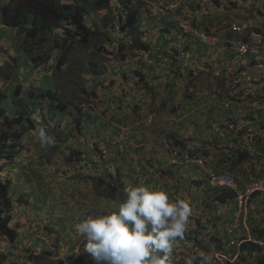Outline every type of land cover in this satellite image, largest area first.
<instances>
[{
	"label": "rangeland",
	"instance_id": "obj_1",
	"mask_svg": "<svg viewBox=\"0 0 264 264\" xmlns=\"http://www.w3.org/2000/svg\"><path fill=\"white\" fill-rule=\"evenodd\" d=\"M133 1L140 6V28L143 30L135 36L150 43L153 51L149 54L148 51L128 50L124 60H120L115 50L113 54L97 51L103 41L93 40L89 46L76 47L68 62L59 70L53 67L55 60L29 70L26 64H18L22 52L19 42L23 35L0 22V71L2 75H8L6 83H2L0 78V85H3L1 90H9L6 93L10 95L18 84L20 88L29 87L38 93L46 89L44 81L47 80L57 90L64 91L70 103L65 111H57L55 119L47 123L50 127L59 126L67 133L66 137H61L59 141L55 139L54 146L41 147L37 140L38 126L25 132L14 164L7 166L0 174L2 181L10 179L15 191L11 195V225H17L20 241L19 245L14 246L2 239L0 242L4 244L0 248L16 264H58V258L66 259L70 254L75 264H93L84 252L86 240L76 232V224L89 216L108 215L115 211L118 203L124 199L123 187L140 185L143 179L150 178L153 181L145 186L166 191L173 201L185 196L184 200L192 208L188 228L174 249L173 264H185L189 257H197L194 264H200L201 252L211 255L213 264H256L247 256L240 260L239 253L233 254L230 249V254L224 253L223 246L219 249L217 241L220 236L223 237V230L235 220L239 224L241 239H252L259 234V230L262 232L258 238L263 243L264 252V206L261 199L251 198L239 212L238 207L224 202L227 192L211 189V186L217 185L207 180H202L187 191L182 182L179 184L160 170H167L170 163L175 161L170 159L167 151L160 150L157 142L167 141V135L173 128L182 137L187 134L200 137L207 114L201 109L212 107V116L217 123H212L211 132L222 148L223 154L219 156L225 158L222 168L218 170L230 172L237 182L253 177L264 181V128L260 126L264 119V0ZM6 3V0H0V9ZM176 11L191 25L193 23L206 31L207 35L218 34L231 23L244 25L246 28L242 37L248 43L258 45L261 52L255 57L242 56L233 52L229 45L203 47L192 40H189L190 47L185 49V37L171 27L167 34L178 38L174 43L178 59L168 60L160 53L162 46L152 43L151 39L164 35V24H169L171 19L175 21L178 15ZM105 12L95 10L88 23L94 29H99ZM205 15L208 18L203 21ZM219 19L222 22L217 26ZM111 37L117 41L120 34L113 32ZM175 46L167 49L174 52ZM104 47L108 50L113 48L109 42ZM157 55L158 58L154 60L160 64L155 66L156 70L161 67L170 74L169 67L177 70L176 75L172 74L167 80L174 82L178 79L179 82L172 84L168 81L167 85L177 89L178 93L173 88L167 91V87L164 92H160L161 89L158 91L161 86H167V80L163 82L164 73L154 71L161 79L157 78L154 87L157 90L150 99L145 94L146 90L136 86L131 73L140 69L146 71L149 58ZM13 57L17 58L15 68L12 66ZM94 65L103 68L101 75H92ZM182 68L190 69L192 73L189 75L186 72L185 77ZM191 68L198 72L194 73ZM193 80L194 87L185 90L186 95L182 96L185 84ZM8 95L5 102H9ZM18 95L21 101L16 104L17 109L33 111L32 116L37 119L46 114L44 100L34 108L25 103L24 91ZM173 96L184 98L182 102L180 100L183 107L171 113L174 106H170V112H166L163 101ZM226 109L232 114H226L229 117L225 116L223 120ZM234 140L237 144L241 141L249 153L258 151L260 159H246L242 163H235L234 169H231L232 160L226 158L238 146ZM137 148H140L138 152ZM69 149L73 151L72 154ZM74 151L77 153L74 154ZM214 155L209 153L203 161L215 167ZM193 162L196 163V160ZM195 169H191L190 165L184 166L183 174L191 172L193 179L200 181L204 176ZM116 175L120 176L119 181ZM114 183L119 186V183L123 184L120 193H108L109 190H106ZM20 192H24V196L19 197ZM62 195L66 198L64 202L60 200L59 204V196ZM3 201L0 197V208ZM62 211L70 214L63 217L65 225L60 227L58 217ZM35 239L40 241L36 251L46 246L54 254L31 261L26 257L24 247L32 246ZM212 248L216 251L212 252ZM225 248L230 246L225 245Z\"/></svg>",
	"mask_w": 264,
	"mask_h": 264
},
{
	"label": "trees",
	"instance_id": "obj_2",
	"mask_svg": "<svg viewBox=\"0 0 264 264\" xmlns=\"http://www.w3.org/2000/svg\"><path fill=\"white\" fill-rule=\"evenodd\" d=\"M7 3L3 5L0 9V22L5 24L7 27L15 28L16 32L23 35V39L19 42V47L22 48V52L20 53L21 60L18 64H26L28 69L38 68L42 64H49L51 61H54V69L59 70L63 65L68 62V58L72 51L76 47L79 46H89L90 42L93 40L99 41L102 40L103 43L97 47V51L102 52L105 51L108 54H113L115 50L119 55L120 60H124L126 57V53L128 50H140V51H152L151 44L147 41L139 40L135 35L138 34V31L143 32L140 28L142 14L140 10V6L135 4L133 0H6ZM95 10H105L106 12L103 14L101 19V25L99 29H94L91 23H88L90 19L91 13ZM217 18V17H216ZM164 34L170 33L171 27H174L173 22L170 20L169 24H164ZM230 25V24H229ZM228 25V26H229ZM192 26L196 27L195 25ZM113 32L120 34V39L115 41L113 37ZM246 40V38H244ZM115 41V42H114ZM109 42L110 46H113L112 49H105V43ZM190 47L189 37H185V49ZM109 48V47H108ZM177 47L174 48L173 51H160L161 55H164L168 60H177L178 53L176 52ZM56 53L55 56L53 54ZM150 54V53H149ZM54 59L52 60V58ZM156 57L149 58V63L146 65V71L133 70V80L136 83V86H141L144 90H146L145 94L149 96L150 99L156 93L154 87H156L158 73L154 71L164 72L163 82H165L172 74L176 75L177 70L173 71L172 67H169L171 74L168 70H162L161 67L159 70L155 69V66L160 64L158 60H154ZM13 68L17 62V58L13 57ZM150 66V67H149ZM93 76H98L103 72V68H98L96 65L91 70ZM150 72V74H148ZM189 71L187 74H191ZM0 78L2 79V83H6L5 81L8 79V75L1 73ZM174 78V77H172ZM171 80V79H170ZM169 81V80H168ZM173 84V82H172ZM44 85L46 89H42L41 92L35 93L33 89L27 87L24 89L18 87V84L14 87V90L8 95L9 90L3 91L1 90L2 84L0 85V174L4 171V169L14 164L15 155L17 154L20 148V142L22 136L25 132L31 131L34 128L38 129L44 127L47 131L55 137L56 140L62 137H66V132L59 128V126L53 125V127L47 126L48 122H51L55 119V113L57 111H65L68 107L69 100L67 94L62 90H57L54 84H51L47 80L44 81ZM167 85V84H166ZM186 89L184 87L183 95H186L185 90L192 89L191 81L185 84ZM170 88L167 86H161L158 88V91L161 89V92H164V88ZM174 92L178 93L177 89L173 88ZM26 95L25 103L33 106L34 108L39 106V102L44 100L46 102V114L37 119L32 116L33 111L27 112L26 109H17L16 104H18L20 100L19 92H23ZM9 96V102H5V97ZM33 96H36L35 99H32ZM229 96V95H228ZM38 98V100H37ZM182 99L178 97L176 99L175 96L171 97L169 100L163 102V105L166 106L170 103L174 106L173 113H176L177 108L183 107L181 105ZM181 100V102H179ZM167 102V103H166ZM227 110V109H226ZM223 111L224 118L231 116L232 112L227 110ZM202 112H206V121L204 124V128L200 130V137L193 135H185L182 137L179 133H177L176 129H171L170 133L167 135V141L157 142V144L161 147L160 150H165L170 155V159L173 161L170 163L171 165L166 168L167 170H162L166 175L171 177L172 180H176L179 184H183V188L187 191L189 188L194 187L195 185L202 182L205 176L203 174L202 168L197 163H194V160L202 159L205 160L204 157L209 155V153H215V161L214 168L218 170V168H222V162H225V158H222L223 152L217 142V137L211 132L212 123L216 124L217 121L214 120L212 116V107H206L201 109ZM228 114L229 116H226ZM226 116V117H225ZM261 128H264V119L260 122ZM206 130H209L207 133ZM244 131V129L242 130ZM247 132V131H246ZM238 140V139H237ZM235 141L237 146L234 151H232V155L226 158L231 162V169H234L235 163L239 164L245 161L246 159L256 157L260 159V154L258 151H253V153H249L250 151L247 148H243L241 141ZM241 145V146H240ZM140 149V148H139ZM137 148L136 151L138 152ZM207 149V150H205ZM70 153L73 151L71 149ZM101 152V151H100ZM77 151H74L76 154ZM162 153V152H161ZM259 154V155H258ZM222 158V159H221ZM207 163V161H205ZM193 163V164H192ZM191 169L194 167L196 171H199L203 174L204 178L199 180L193 179L192 173L189 172L188 175L186 173L183 174V167L188 166ZM192 165H194L192 167ZM207 165L212 166L211 163ZM164 168V167H161ZM159 169V168H158ZM230 173V172H229ZM231 174V173H230ZM52 175V173H50ZM49 175V176H50ZM145 177V176H144ZM117 181L120 180V176L116 175ZM260 179L258 177L248 178L243 180L242 182H235L238 186H241L244 181H251ZM153 180L143 179V185L151 183ZM111 184L109 186L110 192H118L122 189L123 184L119 183ZM211 186V185H209ZM181 187V186H180ZM182 188V187H181ZM211 189L217 188L218 191L227 192L224 199V202L228 203V205L236 206V192L224 186H211ZM125 189V187H123ZM153 189H156L153 187ZM158 189V188H157ZM183 189V190H184ZM182 192V191H181ZM186 192V191H185ZM183 193V192H182ZM15 194L13 191L10 179H6L2 181L0 176V197L4 199L3 204L0 208V240H5L7 243L17 246L18 242V231L17 225L12 224V209H11V195ZM24 192L19 193V197L24 196ZM170 197V196H169ZM62 198V199H60ZM66 196H59V204L60 200L64 202ZM185 196L182 197L184 199ZM253 198H260L261 203L264 206V193L260 191H256L248 196V200ZM217 200L216 198H214ZM237 207V206H236ZM44 209V208H43ZM51 212V209H50ZM47 214V213H46ZM70 212L62 211L59 214V221L62 225L63 217H69ZM258 235H254L252 239L257 242H253L251 240H245L239 243L238 246L232 245L230 248H225L227 246V237L225 229L223 230V237L218 238L219 249H222L226 254L239 253L240 260L245 258L246 256L251 260H255L256 264H264V252L261 244L262 241L258 237L262 236V232L259 230ZM216 234V232H215ZM218 235V233L216 234ZM57 240V237H55ZM40 243L39 240L35 239L33 241V245H27L24 247L26 257H29L31 261L35 262L37 258H42L44 256L50 257L54 253L50 248H42L41 251H36V247ZM4 242H0V246H2ZM237 247V251L235 250ZM58 248V244L56 246ZM230 249V252L228 251ZM214 252V248L211 249ZM216 251V250H215ZM56 262V261H54ZM58 264H75L72 255L66 257H60L57 259ZM0 264H16L10 258V255L3 251L0 248ZM22 264H28L24 262Z\"/></svg>",
	"mask_w": 264,
	"mask_h": 264
},
{
	"label": "clouds",
	"instance_id": "obj_3",
	"mask_svg": "<svg viewBox=\"0 0 264 264\" xmlns=\"http://www.w3.org/2000/svg\"><path fill=\"white\" fill-rule=\"evenodd\" d=\"M171 21L177 29L175 21ZM191 27L207 35L200 28ZM36 131L41 147L55 145V137L46 128ZM191 214L187 200H170L166 191L140 184L124 189V199L115 211L89 216L76 224L75 230L85 238L84 252L93 264H173L174 249L184 237ZM196 259L189 257L185 264H194ZM199 260L200 264H213V257L204 252Z\"/></svg>",
	"mask_w": 264,
	"mask_h": 264
},
{
	"label": "built area",
	"instance_id": "obj_4",
	"mask_svg": "<svg viewBox=\"0 0 264 264\" xmlns=\"http://www.w3.org/2000/svg\"><path fill=\"white\" fill-rule=\"evenodd\" d=\"M175 23L181 35L184 37L188 36L191 40H197L207 47L215 44L229 45L231 50L237 55H249L251 57L258 56L261 52L258 45L250 44L242 37L241 34L245 31L246 26L239 25V23H231L225 30L211 36L198 33L182 15L178 14L175 16ZM196 163L202 168L203 174L209 183L231 188L236 192V206L239 212L245 208L250 194L256 191L264 193V181L261 179L247 180L244 181L241 186H238L234 176L229 172L216 170L214 167L207 165L202 159L196 160ZM225 232L228 237V246L235 245L244 240H249L240 238L239 224L235 220L225 229Z\"/></svg>",
	"mask_w": 264,
	"mask_h": 264
},
{
	"label": "crops",
	"instance_id": "obj_5",
	"mask_svg": "<svg viewBox=\"0 0 264 264\" xmlns=\"http://www.w3.org/2000/svg\"><path fill=\"white\" fill-rule=\"evenodd\" d=\"M238 9H239V7H238ZM207 18H208V16L206 17V15L204 16V19H203V21H206L207 20ZM221 19H219V21L217 22V26L219 25V23L220 22H222V20L220 21ZM177 39L178 38H172V37H170V34H164L163 36H160V37H156V36H154L153 37V39H151L152 40V43H157V45H161L162 46V49L163 50H165V51H169V49H167V48H171V47H173V46H175V42L177 41ZM160 42L162 43V44H160ZM176 47V46H175ZM153 51V50H152ZM151 51V52H152ZM151 52H149V53H151ZM191 70L194 72V73H196V72H198V70H196V69H192L191 68ZM181 71L183 72V75L186 77V72H189L190 71V69H187V68H182L181 69ZM164 73V72H163ZM190 75V74H189ZM192 77L190 76V79H191ZM187 80V79H186ZM201 80H203V79H201ZM170 82H172L173 80L171 79V80H169ZM168 82V80L165 82V84H168L167 83ZM179 82V80L178 79H175V81L173 82V84L174 83H178ZM194 84H195V80H193V81H191V87L193 88L194 87ZM164 86V85H163ZM168 90H170V88H167V91ZM172 90V89H171ZM184 90V89H183ZM161 92V91H160ZM159 92V93H160ZM170 98V97H169ZM169 98H166V100H168ZM177 99V98H176ZM164 102V101H163ZM180 102V101H179ZM167 103V102H166ZM185 104V103H184ZM170 106L172 107V105L170 104V103H168L167 105H166V112H168V110H169V112H170ZM186 106V105H185ZM174 110H172L171 109V113L173 112ZM166 118V117H165ZM180 118H182V115H181V117Z\"/></svg>",
	"mask_w": 264,
	"mask_h": 264
}]
</instances>
